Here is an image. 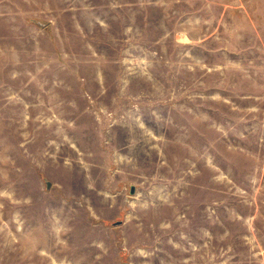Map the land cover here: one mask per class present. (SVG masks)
<instances>
[{"label":"rangeland","instance_id":"rangeland-1","mask_svg":"<svg viewBox=\"0 0 264 264\" xmlns=\"http://www.w3.org/2000/svg\"><path fill=\"white\" fill-rule=\"evenodd\" d=\"M0 264H264V0H0Z\"/></svg>","mask_w":264,"mask_h":264},{"label":"water","instance_id":"water-1","mask_svg":"<svg viewBox=\"0 0 264 264\" xmlns=\"http://www.w3.org/2000/svg\"><path fill=\"white\" fill-rule=\"evenodd\" d=\"M131 191L134 192V187L131 188Z\"/></svg>","mask_w":264,"mask_h":264}]
</instances>
